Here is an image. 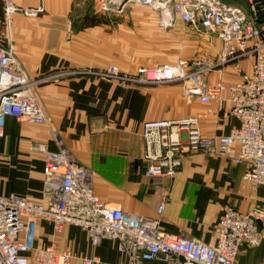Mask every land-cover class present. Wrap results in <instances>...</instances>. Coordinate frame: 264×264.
Returning <instances> with one entry per match:
<instances>
[{
    "label": "crops",
    "instance_id": "0c3cea01",
    "mask_svg": "<svg viewBox=\"0 0 264 264\" xmlns=\"http://www.w3.org/2000/svg\"><path fill=\"white\" fill-rule=\"evenodd\" d=\"M18 8L42 6L36 18L16 12L8 25L0 0V42L11 45L30 78L21 94L34 98L48 118L43 125L7 117L0 137V194L40 202L45 196L44 152L57 151L58 141L73 162L92 172L94 193L112 207L153 217L162 199L164 232L206 244L215 242V225L229 209L264 210V187L253 188L243 176L245 163L204 153L187 155L180 170L162 182L145 174L144 122L207 113L200 118L203 137L227 134L238 125L197 95L204 84L235 79V62L216 65L219 39L195 31L160 2L105 0H9ZM246 10L244 0H220ZM182 64L189 72L209 68L195 86L179 81L159 84L130 81L141 66ZM215 64V65H214ZM211 65V66H210ZM117 70V76L109 70ZM249 72V70L247 71ZM194 96H190L191 94ZM257 246L243 247L236 264H264V217ZM37 246L55 243L79 255L98 256L103 264H129L112 240L93 247L82 230L68 226L52 236L38 222ZM143 264H165L145 261Z\"/></svg>",
    "mask_w": 264,
    "mask_h": 264
},
{
    "label": "built area",
    "instance_id": "2783aa9c",
    "mask_svg": "<svg viewBox=\"0 0 264 264\" xmlns=\"http://www.w3.org/2000/svg\"><path fill=\"white\" fill-rule=\"evenodd\" d=\"M171 1L164 2L170 5V14L197 32L216 36L222 43L216 65L245 62L247 58L251 65L247 72L244 65L235 64L234 80L206 83L197 95L200 102L215 103L217 112L237 120L238 125L229 133L201 135L200 118L211 113V109L203 114L143 123L145 174L162 182L180 170L187 155L199 152L234 164L245 163L244 180L253 188L264 187V0H244L246 10L220 0ZM3 2L8 25L16 12L36 18L43 11L41 5L18 8L9 0ZM207 69L191 73L179 63L141 66L130 81H179L187 88L200 83L201 73ZM109 72L117 76V70ZM29 81L11 45L0 42V137L7 117L38 125L48 123L40 104L21 94ZM58 145L57 151L40 148L44 152L43 200L34 202L14 193L0 194V264H103L98 256L58 249L54 242L36 246L38 222L48 224L53 237L68 226L77 227L85 232L93 247L103 240L115 241L129 264L154 260L165 264H236L243 247L260 243L259 222L264 217L261 207L245 212L227 209L215 225L213 244L173 236L161 228L165 198L153 217L112 207L94 193L92 172L76 165L60 141Z\"/></svg>",
    "mask_w": 264,
    "mask_h": 264
},
{
    "label": "rangeland",
    "instance_id": "374dc122",
    "mask_svg": "<svg viewBox=\"0 0 264 264\" xmlns=\"http://www.w3.org/2000/svg\"><path fill=\"white\" fill-rule=\"evenodd\" d=\"M128 1H131V2H145L147 0H105V3H107V5H113V6H120L122 3H125V2H128ZM169 0H149V2H160V3H163V2H167ZM174 0H172L171 2H173ZM224 2L226 0H223ZM246 63H243V64H246V69L247 71L250 69V65H251V59L247 58L245 60ZM245 68V67H244Z\"/></svg>",
    "mask_w": 264,
    "mask_h": 264
}]
</instances>
